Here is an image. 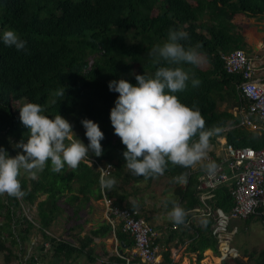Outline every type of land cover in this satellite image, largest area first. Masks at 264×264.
Instances as JSON below:
<instances>
[{"label":"trees","instance_id":"trees-1","mask_svg":"<svg viewBox=\"0 0 264 264\" xmlns=\"http://www.w3.org/2000/svg\"><path fill=\"white\" fill-rule=\"evenodd\" d=\"M239 16L247 19L264 16V0H0V32L5 28L15 29L28 42L27 50H17L0 41V146L6 147L12 156L22 151L15 145L26 140L30 133L20 120V108L29 102L44 105L50 117L62 114L67 118L73 125V139L88 143L85 130L75 132L83 128L84 118L98 122L105 133L101 141L103 155L97 157L92 153L88 157L96 160L95 167L82 161L78 168L66 166L61 173H54L49 163L37 179L28 177L27 173L21 176L27 193L22 200L7 193L0 195V252L5 264L14 263L17 249L23 252L32 231L37 228L50 242L56 256L63 253L70 259L77 253L94 262V238L111 235L112 227L106 223L92 230L91 236H86L77 248L47 233L58 216L67 212L70 213L68 219L79 220L89 196L95 199L105 196L110 207L142 211L143 201L151 195L144 186L151 187L155 181H164L167 191L172 189V196L166 198L169 211L173 202L185 210L184 223H188L189 228L180 223V230H194L193 235L198 237L191 247L198 244L203 252L215 246L210 236L213 216L217 208L226 213L231 211L234 186L216 190L213 200L207 201L208 207L204 208L205 213L213 215L204 223H195L190 221L193 211L203 208L197 196L198 177L207 163L198 172L193 166L185 168L169 162L165 173L158 177L146 179L132 174L123 156L126 146L115 133L110 119L119 93L110 91L109 82L125 78L135 84L136 73L154 77L160 65L153 62L148 52L167 39L170 29H182L189 34L182 43L186 48L195 47L205 57L209 68L185 63V70L194 73L192 79H199L200 83L193 86L190 79L187 88L176 95L188 106L200 109L205 128L213 132L211 141L224 137L236 149L261 150L264 131L255 132L240 126L241 119L229 112L241 104L237 87L242 78L227 72L221 55L248 49L241 33L246 24L239 21ZM61 89L63 96L57 95ZM224 103L230 109L220 111L218 108ZM194 139H198V135ZM213 162L217 165L219 159L215 157ZM98 164L111 165L105 177L116 178L114 188L101 186V172L96 170ZM180 175L186 176V183L175 179ZM43 196L46 198L37 203V220L26 218L21 202L34 205ZM116 235L119 241L134 246V240L120 226ZM202 257L203 254L198 255V261ZM260 257L264 264V251L259 253ZM37 258L45 264L44 258L34 253L27 264H36ZM112 261L119 262L121 258L117 256ZM163 261L173 264L170 249L164 252Z\"/></svg>","mask_w":264,"mask_h":264},{"label":"clouds","instance_id":"clouds-1","mask_svg":"<svg viewBox=\"0 0 264 264\" xmlns=\"http://www.w3.org/2000/svg\"><path fill=\"white\" fill-rule=\"evenodd\" d=\"M188 38L186 31L172 28L163 43L150 49L148 55L160 65L154 77L136 73L135 84L125 78L109 82L110 91L119 93L110 119L115 133L126 146L123 152L126 167L136 176L158 177L165 173L169 162L187 168L207 155L213 132L205 128L200 109L188 106L176 95L187 88L190 79L193 86L200 83L199 79H192L194 73L183 67L185 63L199 65L201 59L195 47L186 48L182 43ZM0 41L8 47L27 50V40L15 29L5 28L0 32ZM57 95L63 96V89ZM20 120L30 135L15 145L22 149L15 156L0 146V195L25 196L21 176L27 173L36 179L49 163L52 172L61 173L66 166L78 168L92 153L97 157L104 153L101 141L105 133L93 119L82 120L88 143L80 138L72 139V123L62 114L50 117L45 106L39 103L29 102L21 107ZM197 135L198 139H194ZM221 138L224 137L217 139ZM216 167L215 162L206 165L209 172H214ZM175 179L179 183L187 182L185 175ZM100 183L112 189L117 180L114 176H101ZM173 203L168 213L170 219L184 223L185 210Z\"/></svg>","mask_w":264,"mask_h":264},{"label":"built area","instance_id":"built-area-1","mask_svg":"<svg viewBox=\"0 0 264 264\" xmlns=\"http://www.w3.org/2000/svg\"><path fill=\"white\" fill-rule=\"evenodd\" d=\"M221 56L227 72L240 75L242 78L237 87L241 104L230 112L241 119L240 126L255 132L264 131V76L258 73L253 59L242 49ZM215 157L219 159L215 171L209 172L204 168L198 177V187L204 195L203 198L207 197L210 201L212 193L218 188L234 186L231 191L234 203L231 211L226 213L217 208L214 213L219 223L225 225L231 219L247 220L259 209H264V148L236 149L224 139L221 153L211 151L206 155L207 164L212 163ZM87 159L97 163L93 158ZM108 166L104 168L105 171L100 170L101 176L109 174L111 166ZM104 200L107 205L106 220L112 227V235L116 239V230L120 226L123 232L134 240V249L129 255H120L117 250V256L121 261H109L107 264H163L159 247L155 244L158 234L142 217L141 211L130 210L127 207L122 209L110 207L105 196ZM28 255L24 257L23 264H27L32 257V254ZM36 262L42 264L38 258Z\"/></svg>","mask_w":264,"mask_h":264},{"label":"crops","instance_id":"crops-1","mask_svg":"<svg viewBox=\"0 0 264 264\" xmlns=\"http://www.w3.org/2000/svg\"><path fill=\"white\" fill-rule=\"evenodd\" d=\"M249 20L250 21H247V18L244 16H239V21L245 22L246 24L243 26L241 33L244 36L246 42L248 43V50L251 48L256 52L257 55H260V56H255L252 59L256 65V68L258 69V73L264 76V16L250 18ZM255 24H258L260 26H253ZM259 29H261L262 31H259ZM230 111L231 109L229 110V112ZM222 143L223 142L221 141V148L217 151V153H221ZM203 165L204 164H202V166ZM199 168L200 166L197 167V163L193 166V169L195 171H197ZM171 192L169 193L167 200L172 196ZM214 192L212 193V195H214ZM197 196L199 200H201L203 204V208L199 210L196 209L198 210L197 212L196 210H194L193 211L194 214L192 215L190 221L195 223H204V221H206L207 218H211V215L205 213L204 210V208L208 207L207 201H209V199H207V197L203 198L204 195H202V193L199 191L198 186H197ZM80 197L82 198L83 195H80ZM134 200L135 199H132V201ZM203 200L206 201L203 202ZM212 200L213 197L210 201ZM88 201H89V206H87V208L84 209L87 211L88 216L92 217L93 222H90L89 224L94 225L98 221L101 222L99 226L106 224L107 207L105 210V204H106L105 200H103V198L95 199L93 196H89ZM143 202L144 204L142 207L144 209L146 205L147 206L149 205V203H146L147 198ZM155 203L153 204V206H151L154 211L153 215L151 216L150 214H148L147 218L149 219L148 222L152 225L155 232L158 234V237L155 240V244L159 247V254L161 256V260L163 264H164L163 261L164 252L168 251L169 249L171 250L173 255V260H174L173 264H249L250 262L253 261L255 262V264H258L256 262L257 260L256 256H258L259 258V253L264 251V249L255 250L251 254L250 251L247 250L240 255L237 249L233 246V242L235 237L241 231L244 230V232H247L248 228L253 223L261 221L262 224L264 225V215H263L264 210L262 209L259 210L256 214H254L247 220L231 219L225 225H221L219 221L215 218V216H213V224L211 227L210 236L215 241V246L211 245L206 249H204V251L202 252L201 249H198L199 246L198 244H196L194 247H191V244L193 242H196L198 238L196 235H193L194 230L192 231L191 230L187 231L184 229L180 230V223H175L172 219H170L168 215L170 211L168 210V206L166 205V199H161L160 201ZM146 208H147L146 211L147 213L149 211L150 206ZM143 211H141V213ZM143 213L146 214L145 212ZM70 219L71 218H69V220ZM187 225L188 223L187 224L182 223V226L184 228H189ZM173 227H175V229ZM96 228H94V230ZM174 231L178 233H174ZM99 239L103 240L102 238H94L95 241ZM104 239L110 242V244L107 245L105 251H102L101 253L99 252V254L95 256L94 262L89 261L90 264H107V262L112 261V259L117 257V250L120 252V255L127 256L134 249V246L132 247L124 243V241H119L117 237H116L117 239L116 241L115 237L112 234ZM128 240H130V237ZM191 248H195L197 250ZM95 252L97 251L95 250ZM200 254H203V257L201 261H198L197 257ZM93 255H95V253ZM50 264H56V263L53 262Z\"/></svg>","mask_w":264,"mask_h":264},{"label":"rangeland","instance_id":"rangeland-1","mask_svg":"<svg viewBox=\"0 0 264 264\" xmlns=\"http://www.w3.org/2000/svg\"><path fill=\"white\" fill-rule=\"evenodd\" d=\"M247 21H250L247 19ZM253 26H260L258 24H255ZM259 31H262L259 29ZM260 35V34H259ZM248 54L249 57L254 58L255 56H260L257 55L254 50L251 48L248 50H245ZM200 63L199 67L201 69H207L209 68V64L207 63L205 57L203 55H200ZM220 111H223L225 109H230L228 108L227 104H221L218 108ZM232 110V109H231ZM85 130L84 126L83 128H78L75 132H81ZM213 137V136H212ZM73 139V136H72ZM224 139L221 138V141L223 142ZM221 141L219 139H215V141L210 140V147L207 150V154L209 152H217L221 148ZM87 164L95 167V163L92 162V160H89L85 158L83 160ZM207 163L206 158L202 159L201 161L197 162V167L202 166V164ZM106 166H102L99 164L96 168L97 171L101 170L105 171ZM30 177V176H28ZM37 179V178H36ZM164 181H155L151 187L144 186V188H149L148 192L151 191V195L146 197L147 202L149 205L145 206V208L142 210L143 212L146 213L147 208L149 207V211L143 215L148 216L150 214L151 216L153 215L154 211L151 206L155 202L160 201L161 199H166L169 195L167 192H171L172 189H169L168 191L164 187ZM172 193V192H171ZM165 197V198H164ZM46 197H40L37 202L34 205H29L27 202H21V210L24 216L28 218L29 220L36 221L37 220V203L41 200H44ZM19 199L22 200V197ZM65 199H63L64 201ZM104 200V199H103ZM151 203V205H150ZM156 204V203H155ZM89 206V201L85 204L84 208H87ZM107 205L105 204V210H106ZM82 208L80 214H79V219L80 220L76 221L75 219H68V214L70 213H64L62 215H59L57 220L54 222L52 227L47 231V233L50 235V237L55 238L58 241H64L72 245L73 247H81V242L82 240L85 239L86 236H91V231L94 230V228L98 227L101 222L98 221L96 224L92 225L89 224L90 222H93L92 217L88 216L87 211ZM92 220V221H91ZM35 223V222H34ZM3 224V222H1ZM36 224V223H35ZM36 226H38L36 224ZM110 244L106 239H99L94 242L92 247L98 252H95L94 257L101 253L102 251L106 250L107 245ZM233 246L237 249L238 253L241 255L244 253V251H250V254L253 253L255 250H263L264 249V225L262 224L261 221L253 223L249 228L247 232L241 231L234 239ZM44 247V251H42V248ZM16 251V249H15ZM25 252V254L23 253ZM23 252L17 249V258L14 259L13 264H20L19 261L24 260V257L29 256L28 254H36L39 258H44L43 261L45 264H50L55 262L56 264H90V260L88 259V256L85 255H79L77 253L73 254L70 259H67L65 254L61 253V255L56 256L54 249L51 247L50 242L46 240V238L41 234V232L37 229H34L31 234L30 241L26 243L23 247ZM256 256V255H255ZM257 260L256 262L258 264L262 263V260L256 256ZM0 264H5L4 263V255L3 253L0 252ZM249 264H255V262H250Z\"/></svg>","mask_w":264,"mask_h":264},{"label":"bare ground","instance_id":"bare-ground-1","mask_svg":"<svg viewBox=\"0 0 264 264\" xmlns=\"http://www.w3.org/2000/svg\"><path fill=\"white\" fill-rule=\"evenodd\" d=\"M239 85H240V84H239ZM240 98H241V97H240ZM259 210H261V209H259ZM259 210H258V211H259ZM262 210H264V209H262Z\"/></svg>","mask_w":264,"mask_h":264}]
</instances>
